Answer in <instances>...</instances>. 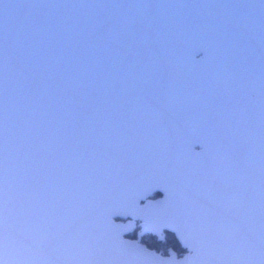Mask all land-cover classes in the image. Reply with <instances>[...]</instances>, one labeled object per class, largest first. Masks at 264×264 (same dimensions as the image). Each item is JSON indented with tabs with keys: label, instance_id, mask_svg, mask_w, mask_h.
I'll return each instance as SVG.
<instances>
[{
	"label": "water",
	"instance_id": "obj_1",
	"mask_svg": "<svg viewBox=\"0 0 264 264\" xmlns=\"http://www.w3.org/2000/svg\"><path fill=\"white\" fill-rule=\"evenodd\" d=\"M180 125L200 131L206 161L185 157L172 135ZM173 160L210 199L238 205L215 224L236 231L242 217L258 236L264 0H0V174L9 200L23 188L71 224L92 196L93 223L114 210L116 195L130 204ZM163 197L157 189L147 199ZM160 215L182 213L173 204ZM113 221L131 224L124 238L144 245L147 234H174L185 252L157 251L166 257L189 252L172 231Z\"/></svg>",
	"mask_w": 264,
	"mask_h": 264
},
{
	"label": "snow or ice",
	"instance_id": "obj_2",
	"mask_svg": "<svg viewBox=\"0 0 264 264\" xmlns=\"http://www.w3.org/2000/svg\"><path fill=\"white\" fill-rule=\"evenodd\" d=\"M201 51L195 52V58ZM172 135L182 143L186 158L196 162L208 159L210 145L196 127L180 125ZM192 175L185 172L182 162L173 160L167 170L151 172L130 204L126 197L116 195L114 210L88 223L94 206L92 196H88L81 208L83 215L70 224L59 207L54 210L47 203L41 204L37 195L23 188L9 200L0 174V264H264V160L257 205L258 236L242 217L234 220L236 231H225L215 224L214 216L226 215L238 205H221L210 199L194 185ZM157 189L164 192L163 199L148 200ZM141 200L146 202L142 205ZM173 204L181 217L160 215ZM116 215L140 219L146 233L174 232L188 254L177 258L170 253L166 257L139 240L125 239L123 234L131 224L115 223ZM253 241L257 247L250 246ZM257 252L258 259L250 258Z\"/></svg>",
	"mask_w": 264,
	"mask_h": 264
},
{
	"label": "trees",
	"instance_id": "obj_3",
	"mask_svg": "<svg viewBox=\"0 0 264 264\" xmlns=\"http://www.w3.org/2000/svg\"><path fill=\"white\" fill-rule=\"evenodd\" d=\"M129 237H135V234H129ZM142 241L150 248L155 249L158 252H161L163 254L166 253L167 249L169 247H172L179 256L183 254L185 251L179 242L177 241L174 234L170 232L165 233V240L164 241H158L157 238L154 235L147 234L142 237Z\"/></svg>",
	"mask_w": 264,
	"mask_h": 264
},
{
	"label": "flooded vegetation",
	"instance_id": "obj_4",
	"mask_svg": "<svg viewBox=\"0 0 264 264\" xmlns=\"http://www.w3.org/2000/svg\"><path fill=\"white\" fill-rule=\"evenodd\" d=\"M161 196V194H159V193H154L152 196H151V198H157V197H160ZM137 230H138V228H137ZM133 234V233H132ZM134 234H135V236H136V232H134ZM132 238H134V237H132ZM161 242V241H160ZM185 252V251H184ZM183 252V253H184Z\"/></svg>",
	"mask_w": 264,
	"mask_h": 264
}]
</instances>
